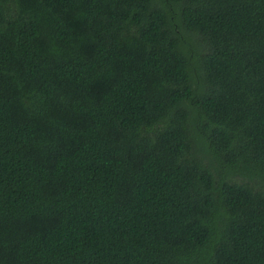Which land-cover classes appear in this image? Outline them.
<instances>
[{"label":"trees","instance_id":"16d2710c","mask_svg":"<svg viewBox=\"0 0 264 264\" xmlns=\"http://www.w3.org/2000/svg\"><path fill=\"white\" fill-rule=\"evenodd\" d=\"M0 264H264V0H0Z\"/></svg>","mask_w":264,"mask_h":264}]
</instances>
